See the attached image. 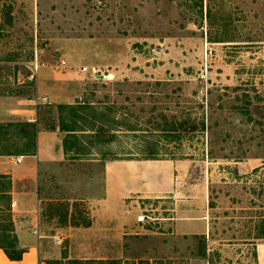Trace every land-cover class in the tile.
<instances>
[{
	"label": "rangeland",
	"instance_id": "obj_1",
	"mask_svg": "<svg viewBox=\"0 0 264 264\" xmlns=\"http://www.w3.org/2000/svg\"><path fill=\"white\" fill-rule=\"evenodd\" d=\"M83 100L113 106L139 128L112 149L145 138L166 158L125 167L127 207L117 204L111 218L93 199L104 195L113 158L44 166L37 264H256L254 243L264 238V0H0V147L29 149V134L59 127L60 103ZM12 208L3 190L0 245L18 251L25 247L14 219L25 216ZM198 219L206 232L186 225Z\"/></svg>",
	"mask_w": 264,
	"mask_h": 264
},
{
	"label": "crops",
	"instance_id": "obj_2",
	"mask_svg": "<svg viewBox=\"0 0 264 264\" xmlns=\"http://www.w3.org/2000/svg\"><path fill=\"white\" fill-rule=\"evenodd\" d=\"M26 116L27 119L25 120H27L26 122L30 126L34 122V117H30L32 116L30 113ZM28 136L32 137L29 140L30 146L35 144L31 150L26 149L21 152H14L0 147V176L5 175V178L8 181L10 180L7 188L2 189L3 186L0 187V193L4 190V193L11 199L12 203H15L12 208L14 213L16 212L17 214L18 211L25 216L24 220H14L16 226L15 231L26 249L21 259L14 260L10 259L4 249L0 247V264H37L40 260L45 242V235L42 234L41 224L42 205L45 203H43L44 200L41 199L38 192L40 176L43 171H46L44 166L68 158L63 149L64 134L59 127L38 129L37 132H33L32 135L29 134ZM18 158H21V161H18ZM145 163L148 162L135 159L110 160L106 163L104 170V195L99 199H93L95 200L93 204H99L100 206V208H97L100 216L111 218L114 215L112 213H114L117 204L123 206L124 209L127 207L126 199L129 197V191L125 182L126 176L124 169L126 166L131 165L141 167ZM149 163L155 164V167H160L163 164L159 160L149 161ZM0 179L2 180L3 178ZM1 180L0 184L2 185ZM28 182H36V189L27 190L26 184ZM159 190L158 188L157 191ZM27 222L32 225L31 228L22 227ZM201 223V219H198V221L189 220L186 222V225L188 224L187 226L189 227H200L203 225L205 228L203 232H206L205 221ZM254 245L255 263L264 264V238H257Z\"/></svg>",
	"mask_w": 264,
	"mask_h": 264
},
{
	"label": "trees",
	"instance_id": "obj_3",
	"mask_svg": "<svg viewBox=\"0 0 264 264\" xmlns=\"http://www.w3.org/2000/svg\"><path fill=\"white\" fill-rule=\"evenodd\" d=\"M58 108L60 112L59 129L64 133L63 149L68 158H80L82 155H98L102 158L109 155L113 160L166 158L161 153L157 142L145 138L140 139L136 148L118 147V149H112L111 146L117 141L118 144L123 143V140L119 138L122 134L135 132L139 129L112 114L115 111L113 106H100L94 102L83 100L75 103H60ZM34 145L30 146L28 150L34 148ZM5 177V175L0 176V178ZM11 227H14L13 222ZM3 234L10 240V246L13 247L18 244L19 239L15 233L4 231ZM0 247L5 250L10 259L14 260L21 259L26 251L25 248L11 251L6 245H0ZM54 261L63 264L62 261ZM86 261L91 262V260ZM72 262L84 263L80 259L72 260Z\"/></svg>",
	"mask_w": 264,
	"mask_h": 264
},
{
	"label": "built area",
	"instance_id": "obj_4",
	"mask_svg": "<svg viewBox=\"0 0 264 264\" xmlns=\"http://www.w3.org/2000/svg\"><path fill=\"white\" fill-rule=\"evenodd\" d=\"M84 70H88L87 67H84ZM94 74H97V72H95ZM98 75V74H97ZM18 161H21V158H18ZM15 203H13L14 205Z\"/></svg>",
	"mask_w": 264,
	"mask_h": 264
},
{
	"label": "water",
	"instance_id": "obj_5",
	"mask_svg": "<svg viewBox=\"0 0 264 264\" xmlns=\"http://www.w3.org/2000/svg\"><path fill=\"white\" fill-rule=\"evenodd\" d=\"M101 77H103L104 75H100Z\"/></svg>",
	"mask_w": 264,
	"mask_h": 264
}]
</instances>
